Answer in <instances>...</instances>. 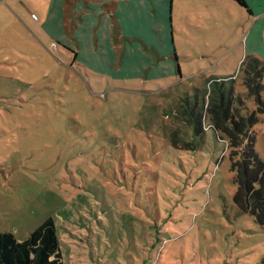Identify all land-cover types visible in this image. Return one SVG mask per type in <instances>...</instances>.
I'll return each mask as SVG.
<instances>
[{
  "label": "rangeland",
  "instance_id": "rangeland-1",
  "mask_svg": "<svg viewBox=\"0 0 264 264\" xmlns=\"http://www.w3.org/2000/svg\"><path fill=\"white\" fill-rule=\"evenodd\" d=\"M155 1L164 32L125 20L122 35L155 58L112 76L78 55L85 31V44L54 38L78 18L73 0H0V233L21 241L52 218L62 264H264V226L233 201L230 149L203 96L230 80L264 164V71L260 94L243 81L258 80L242 64L260 59L253 22L231 0ZM156 57L170 76L145 78Z\"/></svg>",
  "mask_w": 264,
  "mask_h": 264
},
{
  "label": "trees",
  "instance_id": "trees-1",
  "mask_svg": "<svg viewBox=\"0 0 264 264\" xmlns=\"http://www.w3.org/2000/svg\"><path fill=\"white\" fill-rule=\"evenodd\" d=\"M235 1L242 7H247L244 0ZM242 64L245 75L258 79L257 85H250L249 79L245 78V85L260 94L262 86L259 82L263 77L264 63L250 57ZM208 85L210 93L207 94L204 90L203 96L208 98L206 112L210 126L220 138L227 140L230 149L229 159L236 185L233 201L240 211L252 215L264 226V164L254 149L252 125L255 118L237 108L240 105L239 95L235 103H230L233 101V92L231 88L226 89L230 80L213 79ZM234 104L235 109L232 108ZM258 105L263 111L264 101L258 99ZM196 109V106H192L190 111L202 131V113L196 112ZM0 264H62L56 226L52 218H47L21 241L11 232L0 233Z\"/></svg>",
  "mask_w": 264,
  "mask_h": 264
},
{
  "label": "crops",
  "instance_id": "crops-1",
  "mask_svg": "<svg viewBox=\"0 0 264 264\" xmlns=\"http://www.w3.org/2000/svg\"><path fill=\"white\" fill-rule=\"evenodd\" d=\"M160 1L164 5V0ZM231 1L235 2L241 10H244L246 16L252 20L253 24L249 29V33H252L259 40L251 44L249 48L256 49V54L260 56V59H258L264 63V0H244L247 5L246 8L239 5L235 0ZM139 2L143 10H141L138 3H131V0L126 2L122 0H83L84 8H79L80 0H73L71 9L69 6L67 7L68 13L72 11V14L77 15L79 19L71 16L66 21V26L63 24V28H59L57 33L51 32V34L56 33L55 39L65 41L62 30L65 32L67 40L79 33L81 36L80 42L85 44L81 34L85 31L89 42L87 44L88 49L81 45V48L78 49V55H82V58L87 61L86 66L100 75L110 74L113 76V73H122L130 66L129 61L132 58H137L139 62L143 60L146 63L147 60L149 61L148 56H152V59L155 58L152 50H143L137 42L133 45H127L126 43L122 45V35L125 31V22L123 21L128 20L131 24L129 28L133 27L136 32L140 28H146L149 33L152 32V28L164 32V30H161V26H156L164 19V12H159L154 5L157 2L155 0H140ZM59 3L63 19L64 6L61 2ZM67 3H71V0ZM133 5L136 7H133ZM140 17L145 19L144 23H140ZM154 20H157L156 24H154ZM60 22L63 23V21ZM104 28L106 32H104ZM105 33L106 37L104 38L102 35H105ZM94 36L97 37V48L94 47ZM138 55L140 56L138 57ZM156 58V61H153L150 65L151 69L149 75H147L148 77L145 78L156 79L170 76L172 70L170 61ZM152 70H155V72H152Z\"/></svg>",
  "mask_w": 264,
  "mask_h": 264
}]
</instances>
